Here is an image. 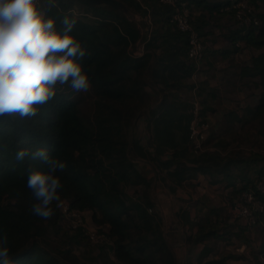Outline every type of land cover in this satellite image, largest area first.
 <instances>
[{
	"label": "trees",
	"instance_id": "16d2710c",
	"mask_svg": "<svg viewBox=\"0 0 264 264\" xmlns=\"http://www.w3.org/2000/svg\"><path fill=\"white\" fill-rule=\"evenodd\" d=\"M122 1L142 18L150 14L152 27L140 57L128 51L130 44L138 41L139 31L112 9L79 0L78 15L90 16L96 24L72 17L73 0H56V7L48 12L56 17L58 29L65 16L76 21L72 34L86 51L80 62L102 100L98 103L100 113L93 120L81 116L77 103L59 85L56 96L39 106L35 117L0 118V235L7 234L12 264H63L59 255L67 260L69 251L54 254L46 243L51 231H61L62 202H67L70 210L92 213L98 233L106 240L100 248L113 254L109 264H176L158 216L149 212L154 207L149 195L145 194L142 202L132 201L127 195L126 188L133 180L146 182L134 159L147 161L161 172L171 193L200 174H208L212 183L231 188V207L244 194L255 191L256 181L264 176V154L253 151L247 157L236 156L230 151L227 138L236 124L264 119V0H188V7L195 13L193 26L205 45V38L213 34L214 16L235 20L233 5L239 1H246L260 21L259 26H239L224 34L234 49L229 54L242 49L259 51L241 69L242 77L260 90L257 103L242 107L240 112H227L224 121H228V128L220 127L211 133L204 144L207 151L201 153L194 151L189 138L190 99L181 96L183 91H192L189 79L196 66L188 60L185 34L170 22L173 8L156 0ZM147 86L156 89L161 100L145 113L143 94ZM199 86L201 117L207 121V113L214 111L210 106L214 94L203 98L207 84L202 82ZM139 112L146 114L151 131L148 146L141 138H127L134 122L130 120ZM21 149H28L30 155L17 161L16 153ZM39 149L66 164L57 173L63 188L59 190L60 201L52 205L54 215L50 219L32 214L36 201L26 186L30 168H47L42 159L31 156ZM234 168L239 173H234ZM250 170L255 179L248 176ZM236 179L240 180L239 186ZM224 211L223 207H212L207 197H201L178 212L187 245L201 246L196 264H227L234 258L209 257L215 245L207 244L208 241H219L226 235L227 227L219 219ZM74 230L70 239L79 244L88 240L83 226ZM70 263L93 264L74 255Z\"/></svg>",
	"mask_w": 264,
	"mask_h": 264
},
{
	"label": "clouds",
	"instance_id": "9594fccd",
	"mask_svg": "<svg viewBox=\"0 0 264 264\" xmlns=\"http://www.w3.org/2000/svg\"><path fill=\"white\" fill-rule=\"evenodd\" d=\"M56 0H0V118L31 119L39 106L52 100L57 86L68 85L75 92H87L91 83L80 61L86 55L73 35L75 19L65 16L62 28L48 12ZM28 149L16 153L17 161L29 156ZM42 159L46 170L30 168L26 186L35 199L33 215L50 219L63 188L57 173L66 164L49 158L44 149L31 153ZM7 234L0 235V264H12Z\"/></svg>",
	"mask_w": 264,
	"mask_h": 264
},
{
	"label": "rangeland",
	"instance_id": "374dc122",
	"mask_svg": "<svg viewBox=\"0 0 264 264\" xmlns=\"http://www.w3.org/2000/svg\"><path fill=\"white\" fill-rule=\"evenodd\" d=\"M73 12L71 13L72 17H78L80 20L87 22V23H93L96 24L92 17H86V16H80L77 12L81 9V4L79 0H73ZM211 1H219V0H211ZM222 1V0H221ZM104 9L111 10L108 7H101ZM131 9V8H130ZM132 10V9H131ZM132 12H134L132 10ZM196 12V11H195ZM198 12V11H197ZM70 13V12H69ZM120 14V17H124L122 13L118 12ZM140 18L139 25L141 26V31H139L141 38L145 40L146 36L149 33L150 25L147 23V20L145 21L140 15L136 14ZM125 18V17H124ZM126 19V18H125ZM128 20V19H127ZM98 22V21H97ZM128 22H130L128 20ZM133 27L135 25L130 22ZM212 28L216 35H219V32H225L229 31L232 28L235 29V27H239L237 21L231 20L229 17H220L219 15L214 16V18L211 20ZM116 24H119V22H116ZM121 25V24H120ZM122 26V25H121ZM123 27V26H122ZM124 28H122L123 30ZM138 42V41H137ZM136 42V43H137ZM132 44V48L136 45ZM128 51L130 52V49L128 48ZM251 81V80H250ZM251 82L244 83L249 88V92L252 93L249 95L250 99L246 101L247 105H253L254 104V96H256V87L251 84ZM192 85V84H191ZM242 84V86H244ZM63 90L66 91L67 94L71 96V98L77 103L79 112L81 116L86 120H93L95 115L100 113L98 108V103L102 101L98 94L95 93L94 86L91 84L90 89L87 92H75L73 91L68 85L62 86ZM143 94V100L146 111H149L150 109L154 108L156 105H158L159 101L161 100V95L158 93L156 89H154L151 86H147L144 90ZM104 101V100H103ZM244 104V103H243ZM242 104V105H243ZM236 108H230L226 110L227 112L235 111L238 112L241 111L242 107L240 104H236ZM225 110H220L221 114L223 113V116L226 112ZM141 114L142 117L138 116ZM139 114H136L135 118H132L130 121H134L131 125L130 131L127 132V138L131 139L134 137L141 138L142 143L145 146L150 145V137H151V131L147 127L146 124V114L144 115L143 112ZM228 124V121H222L221 128L225 129L228 128L226 125ZM218 127L217 130L220 128ZM215 129L212 127L211 133H213ZM264 119L258 120L252 123H238L236 124L232 129L231 133H228L227 138L230 143V151H232L233 154L239 157H247L251 152L256 151L264 154ZM165 158V157H164ZM134 164L136 168L138 169L139 173L146 179V182H137L133 180L131 184H129L126 188L127 195L129 196V199L132 201H139L142 202L143 196L146 194L149 195L151 201L154 204V207H152L149 212L152 214H156L161 222L162 230L164 232V235L166 237L167 243L170 246L174 257L176 264H191V260L194 259L195 261L196 256L194 252L198 247H193L187 243L184 242V238L179 237V230H180V223L178 221L177 214L179 211L185 207L184 199L177 196L176 193H171L169 190V182L166 181L164 178L165 176L159 173L154 167L147 161L143 160H136L134 159ZM262 165V163H260ZM237 169V168H234ZM235 172H238V170H235ZM248 176L255 179V176L253 174ZM211 189V188H210ZM210 194H213V191L210 190ZM215 203V202H214ZM190 206V205H189ZM212 207L215 206V204H211ZM227 213V211H226ZM229 214L231 216L236 217V213L230 211ZM82 218V226L86 229L87 237L91 233H98V228L94 225L92 221V213L88 212L85 215L81 216ZM73 224V221L67 218H64L62 221L61 231L59 233L50 232L48 236L47 248L54 252V254L58 253V251H69V253L66 255L68 256L67 260L59 255L61 257V261L63 264H71L70 259L74 255L75 257H78L82 260H85L86 263L92 262L93 264H109L110 261L113 258L112 253H108L107 251H104L100 248V246L103 245H96L93 244L89 238V242L84 241L83 243L79 244L76 241L70 239L71 236H73L74 228L71 227ZM100 234V233H98ZM85 235V233H84ZM86 236V235H85ZM209 245H216L219 244V254H216L218 256L226 255L227 249L218 243V241H215L214 239H211L208 241ZM105 245V244H104ZM224 245V244H223ZM100 248V249H99ZM232 248V246L230 247ZM70 258V259H69Z\"/></svg>",
	"mask_w": 264,
	"mask_h": 264
},
{
	"label": "crops",
	"instance_id": "0c3cea01",
	"mask_svg": "<svg viewBox=\"0 0 264 264\" xmlns=\"http://www.w3.org/2000/svg\"><path fill=\"white\" fill-rule=\"evenodd\" d=\"M237 28L235 27V29ZM212 33L205 38L207 46L205 58L199 70L196 71L195 69L191 75L189 84H192V86L195 84L200 87V83L206 82L207 89L203 98H207L211 93L214 94L210 97V106L214 111H209L207 114L212 127L217 130L221 126L222 121L225 120L226 110L230 108L237 109L236 104H240L241 106L247 105L246 101L250 99L249 95L252 93L249 92L248 86L244 85V83L251 81L248 78L242 77L241 69L250 64L251 57L258 55L259 51L242 49L229 54L234 49L231 43L224 37V34H227L228 31L219 32V35H216L215 31L212 30ZM190 93L183 91L181 96L190 99ZM256 94L253 105L257 103L259 98V89L256 90ZM222 109L226 111L224 116L220 112ZM253 168L256 170L255 167ZM235 170L238 169H233L234 173H239V171L235 172ZM251 174H253V171L250 170L249 175ZM211 180L212 178L208 174H200L194 181L187 182L182 188L177 189V196L184 199L185 207L183 209L189 208L194 201L201 197H207L210 205L212 203L215 204L214 207H223L225 211L219 219L227 228L224 231L226 235L218 243L223 246V250L224 247L227 249L228 253L226 255H234V258L229 259L227 264H264V221L259 220L255 226L250 227L245 224L243 219L237 216L233 218L229 214L230 211L232 212L229 202L231 188L225 189L223 184H214ZM239 183L240 180L236 179L237 186H239ZM210 190L213 191V194L209 193ZM87 213L84 212L83 215ZM179 234V237L184 238L185 242L184 227L181 223ZM218 246H214V252L209 257H217L216 254H219ZM231 246L232 248H230ZM200 251L201 246L194 252L195 254L193 255L196 258L195 261H193L194 259L190 261L191 264H196Z\"/></svg>",
	"mask_w": 264,
	"mask_h": 264
},
{
	"label": "built area",
	"instance_id": "2783aa9c",
	"mask_svg": "<svg viewBox=\"0 0 264 264\" xmlns=\"http://www.w3.org/2000/svg\"><path fill=\"white\" fill-rule=\"evenodd\" d=\"M141 2V0H137ZM164 5L171 6L174 10L170 22L181 33L185 34L188 43V60L194 63L196 71L199 70L201 63L206 55V45L204 38L200 36L198 31L193 26L195 13L188 7V0H156ZM235 11V20L240 27L259 26L260 21L257 17V12L248 5L246 1H239L233 5ZM144 20L149 23V33L152 27L150 14ZM149 33L145 40L138 41L134 48L130 44V53L134 57H140L145 52V43L149 39ZM190 115L189 123V138L196 153L207 151L204 144L211 134L212 124L209 120L203 121L201 117L202 105L199 97V87L193 84L190 93ZM255 191L247 192L240 199V202L232 207L236 216L243 219L246 225L253 227L259 220L264 221V176L256 181ZM63 217L73 221L72 228L76 229L82 226L83 213L76 210H70L67 202L60 204ZM89 240L96 245L106 244L105 237L98 233H91L88 236Z\"/></svg>",
	"mask_w": 264,
	"mask_h": 264
},
{
	"label": "water",
	"instance_id": "95a60500",
	"mask_svg": "<svg viewBox=\"0 0 264 264\" xmlns=\"http://www.w3.org/2000/svg\"><path fill=\"white\" fill-rule=\"evenodd\" d=\"M83 2H87L96 7H108L115 12H120L122 15L132 22L138 31H141V26L139 25L140 18L135 15V12L122 1V0H81ZM142 36V35H141ZM139 37L138 41H142L143 39Z\"/></svg>",
	"mask_w": 264,
	"mask_h": 264
}]
</instances>
